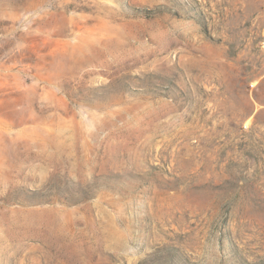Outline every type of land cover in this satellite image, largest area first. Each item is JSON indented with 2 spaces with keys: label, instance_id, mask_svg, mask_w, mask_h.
<instances>
[{
  "label": "rangeland",
  "instance_id": "rangeland-1",
  "mask_svg": "<svg viewBox=\"0 0 264 264\" xmlns=\"http://www.w3.org/2000/svg\"><path fill=\"white\" fill-rule=\"evenodd\" d=\"M0 264H264V0H0Z\"/></svg>",
  "mask_w": 264,
  "mask_h": 264
}]
</instances>
